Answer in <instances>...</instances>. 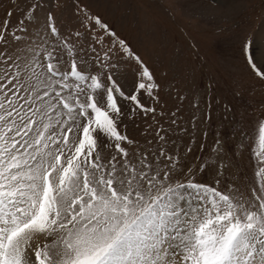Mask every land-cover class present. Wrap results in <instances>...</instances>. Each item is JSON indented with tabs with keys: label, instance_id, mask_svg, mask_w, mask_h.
Instances as JSON below:
<instances>
[{
	"label": "snow or ice",
	"instance_id": "obj_1",
	"mask_svg": "<svg viewBox=\"0 0 264 264\" xmlns=\"http://www.w3.org/2000/svg\"><path fill=\"white\" fill-rule=\"evenodd\" d=\"M11 15L0 22V264H264V154L254 185L196 182L208 165L182 164L159 132L150 151L120 130L130 117L118 99L133 115L155 109L126 95L117 51L138 65L135 88L159 87L126 41L96 18L108 49L57 42L49 14L53 39L24 42ZM250 43L244 57L264 77Z\"/></svg>",
	"mask_w": 264,
	"mask_h": 264
},
{
	"label": "rangeland",
	"instance_id": "obj_2",
	"mask_svg": "<svg viewBox=\"0 0 264 264\" xmlns=\"http://www.w3.org/2000/svg\"><path fill=\"white\" fill-rule=\"evenodd\" d=\"M9 11V27L24 42L40 33L53 39L46 32L51 14L57 42L70 39L77 49L103 51L114 38L95 23L99 18L141 57L159 85L152 95L135 88L138 65L117 51L113 59L126 95L135 91L141 104L155 109L133 115V102L118 99L130 117L122 134L150 151L159 146L157 132L164 135L182 164L208 165L196 182L220 179L222 190L231 180L255 184L258 154H264L258 125L264 123V77L242 49L250 41L257 57L264 55V0H0V22ZM66 60L62 70L70 68L71 58ZM257 69L264 73V63Z\"/></svg>",
	"mask_w": 264,
	"mask_h": 264
}]
</instances>
